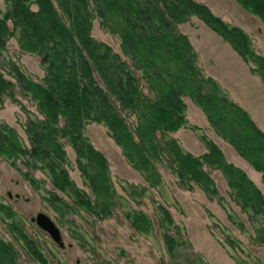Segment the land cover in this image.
<instances>
[{"label":"trees","instance_id":"trees-1","mask_svg":"<svg viewBox=\"0 0 264 264\" xmlns=\"http://www.w3.org/2000/svg\"><path fill=\"white\" fill-rule=\"evenodd\" d=\"M237 1L264 20V0ZM33 3L37 9H33ZM96 15L103 27L119 35L132 68L111 45L93 37ZM193 15L245 60L256 63L264 80V57L253 51L248 34L196 0H9L7 10L0 15V52L17 35L21 50L41 56L46 74L42 81L35 80L11 62L14 81L0 70V107L6 96L19 101V85L43 116L26 123L29 146L13 126L0 122V156L13 161L26 157V164L48 171L55 188L71 195L76 205L106 218L117 205L109 160L84 134L87 123H103L150 185L162 183L158 162L166 161L183 186L195 181L216 193L215 181L204 169L207 163L224 173L243 208L264 213L262 190L241 167L226 159L216 143L207 140L208 151L196 156L184 151L176 138L167 136L186 123L184 96L189 95L203 108L217 132L263 173L264 180V130L199 66L189 36L178 28ZM125 113L135 115L133 125ZM63 139L73 146L91 194L75 183L65 166L68 155ZM51 198L57 206L67 205L56 192ZM160 210V222L173 223L169 210L163 205ZM0 212L8 218L16 215L1 201ZM128 217L136 229H152L148 214L139 211ZM14 226L32 254L47 262L25 230ZM164 236L174 252L178 239L170 233ZM258 238L264 243V227L259 229ZM16 258V249L0 236V264H17Z\"/></svg>","mask_w":264,"mask_h":264},{"label":"rangeland","instance_id":"rangeland-1","mask_svg":"<svg viewBox=\"0 0 264 264\" xmlns=\"http://www.w3.org/2000/svg\"><path fill=\"white\" fill-rule=\"evenodd\" d=\"M197 1L208 4L229 24L241 27L250 38L253 51L264 57V20L259 15L247 10L237 0ZM8 6L9 0H0V15ZM32 7L37 9L38 5L33 3ZM178 28L197 43L211 30L194 15L180 23ZM92 35L111 45L133 67L131 59L123 54L119 35L103 27L97 15ZM205 51L211 55L210 48ZM236 53L241 63L262 79L264 86L258 65L245 60L237 50ZM11 62L35 80L42 81L46 74L41 56L21 50L17 35L0 52V70L7 78L16 81L11 72ZM200 63L198 60L199 66ZM136 73L141 76L140 71ZM142 83L148 92L144 80ZM16 97L17 102L10 96L5 97L4 105L0 107V122L13 126L23 143L29 146L26 123L29 119L43 116L36 102L25 95L19 85L16 86ZM250 98L257 110L254 111L257 124L264 130V97ZM184 100L187 121L178 130L168 132L167 136L176 138L184 151L196 156L208 151L207 140L213 141L223 150L226 159L241 167L264 194L263 173L217 132L200 105L189 95L184 96ZM125 114L133 125L135 115ZM84 134L109 160L117 205L114 213L106 218L92 215L76 205L71 195L55 188L48 171L26 164V157L13 161L0 156V201L10 205L16 214L8 218L0 212V236L16 249L17 264H264V243L258 238L259 229L264 227V213L256 214L252 208H243L220 169L207 163L204 165L217 187V192L212 193L195 181L191 186H183L169 164L159 161L162 183L152 186L129 162L105 124L89 122ZM63 142L68 155L65 166L75 183L91 194L78 167L73 146L67 139ZM52 192L58 193L67 205L57 206L52 201ZM160 205L172 214L173 223L160 222ZM139 211L148 214L153 222L149 232L136 229L128 217L129 213ZM39 212H45L55 221L61 230L64 246L32 220ZM14 225L22 227L35 241L47 262L32 254ZM165 233L172 234L179 241L174 252L168 248Z\"/></svg>","mask_w":264,"mask_h":264},{"label":"crops","instance_id":"crops-1","mask_svg":"<svg viewBox=\"0 0 264 264\" xmlns=\"http://www.w3.org/2000/svg\"><path fill=\"white\" fill-rule=\"evenodd\" d=\"M214 32L211 29L201 40L198 39V43L191 40L201 62L200 67L204 74L214 77L230 98L244 107L256 121L254 111L257 110L250 97H264L263 81L252 73L246 64L241 63L234 47ZM206 48H210L211 55L206 54Z\"/></svg>","mask_w":264,"mask_h":264},{"label":"water","instance_id":"water-1","mask_svg":"<svg viewBox=\"0 0 264 264\" xmlns=\"http://www.w3.org/2000/svg\"><path fill=\"white\" fill-rule=\"evenodd\" d=\"M9 194L12 195L11 193ZM32 220L36 221L41 228L49 232L56 242H58L61 246H64L61 230L48 214L45 212H39L32 218Z\"/></svg>","mask_w":264,"mask_h":264}]
</instances>
